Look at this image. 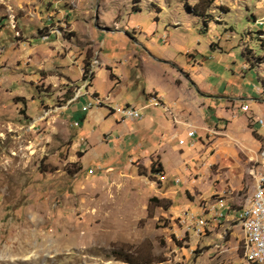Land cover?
Segmentation results:
<instances>
[{"label":"rangeland","instance_id":"rangeland-1","mask_svg":"<svg viewBox=\"0 0 264 264\" xmlns=\"http://www.w3.org/2000/svg\"><path fill=\"white\" fill-rule=\"evenodd\" d=\"M261 21L264 0H0V264H245L241 229L206 204L238 210L254 191L264 126L241 107L264 105ZM98 68L111 106L156 89L169 111L150 104L125 132L117 115L91 126L93 99L79 98ZM177 97L198 157L167 140ZM219 145L236 155L214 161ZM188 215L207 219L202 235Z\"/></svg>","mask_w":264,"mask_h":264},{"label":"built area","instance_id":"built-area-1","mask_svg":"<svg viewBox=\"0 0 264 264\" xmlns=\"http://www.w3.org/2000/svg\"><path fill=\"white\" fill-rule=\"evenodd\" d=\"M264 24V22H260ZM91 86V77L85 75L84 85L82 89H86L85 94H89ZM93 101L83 108L84 111H90L93 108L97 109L111 103L110 97H100L92 94ZM150 104L161 106L164 110L169 111L157 96L150 98ZM243 111L248 110L247 105L241 107ZM111 110L115 113L120 122H136L142 119L143 114L141 109L131 105H112ZM264 126V120H257ZM79 126L78 122H75ZM197 133L194 129L187 130L185 136L176 137L178 144L188 145L195 148ZM250 176L254 181V191L251 197L246 201L240 209L234 210L232 206L225 202L222 198H218L215 203H207V214L218 223L234 222L239 226L243 233V251L245 264H264V150L258 154V159L254 161L250 167ZM179 180H177V183ZM189 221H195L194 230L198 235L205 232V227L208 223L207 219L202 216L195 218L192 215L186 217ZM195 218V219H194Z\"/></svg>","mask_w":264,"mask_h":264},{"label":"crops","instance_id":"crops-1","mask_svg":"<svg viewBox=\"0 0 264 264\" xmlns=\"http://www.w3.org/2000/svg\"><path fill=\"white\" fill-rule=\"evenodd\" d=\"M147 60H149V59H147ZM261 64H263V63H260V65ZM264 65V64H263ZM253 67H255V68H257V65H254V66H252L251 68H253ZM104 69L103 68H98L97 70H96V73H95V78H94V80H93V85L89 88V94H85V92H86V89L83 91V93H82V95H81V97L79 98V100L82 98V96L84 95L85 97H87L88 99L90 98L91 100L93 99V96H92V94H94V95H97V96H100L101 97V95H100V93H99V91L97 90V87H96V85H94V81L96 80V76H98V74L99 73H102V71H103ZM189 77L187 76V79L186 80H181V79H179V78H176V77H173L172 78V81L174 82V85L176 86V88H177V90H178V92H179V90H180V92H182V91H187L188 89V87H189ZM121 86H123V85H121ZM196 86V85H195ZM120 87H119V85L116 87V90H118ZM110 92V91H109ZM108 92V93H109ZM188 92V91H187ZM107 93V94H108ZM151 93H156L157 94V97L162 101V102H164V100H163V98H162V96H160V92L158 91V90H156V89H151L150 91H144V94H145V96H146V100H147V95H149V94H151ZM153 95H155V94H153ZM179 97V96H178ZM176 98V100L175 101H173V102H171V104L170 105H172L173 107H172V111H173V113H175V114H173V116H172V118H170V117H168V115L167 114H165L164 116L168 119V120H171L172 122H173V133L171 134H169V138L167 139V140H170V139H173V138H175V141H176V137H179V136H185L186 135V132L183 134V135H179V126H181V125H184V126H188L189 124L192 126V124H191V122H187V120L185 119V120H183L182 119V115L184 114V115H186L187 113H186V108H184L183 110H179V107H178V105H179V98ZM115 101V98L113 99V103H115L114 102ZM259 101H262L261 100V98H259V99H257L256 100V102L254 103V104H247V103H245V105H247L248 106V110L247 111H249V110H251L252 111V114H255V122H257V119L259 118V115L261 116V114H263L264 113V105H262ZM111 104H112V102L109 104V105H105V106H103V107H100V108H97V109H92V110H90L89 112V114L87 113H85V119H88L89 120V122H90V124H91V126H94V125H96V126H101L104 122H105V120H107L108 119V117H110L111 115L112 116H116V114L115 113H113L112 111H111ZM164 104H165V102H164ZM244 104V103H243ZM130 105V104H129ZM167 105V104H166ZM150 106V99H149V102H148V104H145V105H143L142 107H140L139 106V104H136V106L135 107H137V108H139V109H147L148 107ZM157 107H159V106H157ZM161 107V106H160ZM200 108V107H199ZM104 109H106V113L105 112H103V110ZM200 110H202L201 108L199 109V111ZM109 113H108V112ZM246 112V111H245ZM107 113H108V115H107ZM200 117H201V120H202V124H201V126H200V128L201 129H204V127H205V125H206V122H205V118H204V115H200ZM149 119H151V118H149V117H147L146 115H143V117H142V119H140V120H138V121H136V122H134L133 124H137L139 127H141V125H139V124H141L142 122H148L149 121ZM219 122V119H217V121H215V122H213L214 123V126H216L217 125V123ZM130 125H131V122H126V123H123V122H120V120H119V118H118V116H117V118H116V125L115 126H118V129L120 130V131H123V132H125V131H129L131 128H130ZM78 127H82V124L80 123L79 124V126ZM247 128V132H248V134H249V131H251L249 128H248V126L246 127ZM256 130V129H255ZM259 130V129H258ZM226 132H227V134H228V136L230 137V139H232V135L230 134V132L228 131V129L226 130ZM109 135H111V133L112 132H107ZM258 133L259 134H261V135H264V127H263V129H261V130H259L258 131ZM104 134H106V133H104ZM103 134V135H104ZM91 136H92V134H87L86 135V137L88 138L87 140H89V142H90V138H91ZM102 136L101 135H98L97 136V139H98V142L100 141V138H101ZM247 137H249V140H251V141H253V139H254V144H255V146H256V143H258L259 144V142H260V140H258L257 138H253V136L252 135H250V136H248L247 135ZM253 139H252V138ZM235 140V139H234ZM233 140V141H234ZM235 141H237V140H235ZM259 141V142H258ZM241 143H244L243 141L241 142ZM245 144V143H244ZM222 145H223V143H222ZM247 145V144H246ZM203 146V144H202V142L199 140H197L196 141V145H195V148H191V147H189V149L186 151V152H184V151H181V154H182V156L181 157H186V156H192V155H194V153H195V155H196V157H198V156H200L201 155V147ZM215 146V145H214ZM220 146V145H219ZM204 147V146H203ZM221 147V146H220ZM216 147H214L213 149L212 148H210V150L209 151H211V152H209L208 154L209 155H211V156H213V160L214 161H216V160H222L224 157L225 158H227L228 160H229V158H230V156H235L236 155V151H234V149H231V148H229V147H221L218 151H215L216 149H215ZM263 147L261 146V149H262ZM174 149H177V147L176 146H174ZM195 149H199V151L197 150V151H195ZM209 149V147L207 148V149H205V151L203 150V155L206 157L207 156V154H206V152H207V150ZM215 149V150H214ZM260 149V150H261ZM264 150V149H263ZM214 151V152H213ZM200 154V155H199ZM198 155V156H197ZM194 157V156H193ZM216 159V160H215Z\"/></svg>","mask_w":264,"mask_h":264},{"label":"trees","instance_id":"trees-1","mask_svg":"<svg viewBox=\"0 0 264 264\" xmlns=\"http://www.w3.org/2000/svg\"><path fill=\"white\" fill-rule=\"evenodd\" d=\"M207 2H211V0H207ZM202 11H200V14L203 15V16H206L207 15V7L203 6L202 7ZM205 24H207V22H205ZM207 26V25H206ZM205 26V28H206ZM204 30V29H203ZM259 32H262V31H259ZM157 168L155 167V165L153 164L152 168H153V172L154 173H157V174H161L163 173V166L162 164L158 163L157 165Z\"/></svg>","mask_w":264,"mask_h":264},{"label":"water","instance_id":"water-1","mask_svg":"<svg viewBox=\"0 0 264 264\" xmlns=\"http://www.w3.org/2000/svg\"><path fill=\"white\" fill-rule=\"evenodd\" d=\"M96 19H98V16L96 15Z\"/></svg>","mask_w":264,"mask_h":264}]
</instances>
